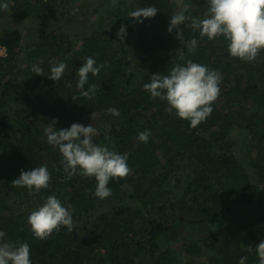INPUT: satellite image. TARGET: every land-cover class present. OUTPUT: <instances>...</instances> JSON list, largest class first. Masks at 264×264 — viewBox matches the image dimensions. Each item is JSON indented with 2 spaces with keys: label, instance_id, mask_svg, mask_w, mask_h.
I'll list each match as a JSON object with an SVG mask.
<instances>
[{
  "label": "trees",
  "instance_id": "obj_1",
  "mask_svg": "<svg viewBox=\"0 0 264 264\" xmlns=\"http://www.w3.org/2000/svg\"><path fill=\"white\" fill-rule=\"evenodd\" d=\"M79 1L9 0L0 21L5 15L41 21ZM98 3L102 8L77 46L66 33L49 31L23 57V33L0 32V50H6L0 54V229L7 239L30 244L32 264H239L241 256L258 264L254 247L264 239V216L252 219L249 208L264 196V52L254 61L234 58L223 36L200 38L185 27V40L195 35L199 41L189 53L176 30L168 32L175 0H140L139 7L159 10L142 25L128 17L134 0ZM206 11L207 0H192V14ZM122 24L123 41L117 36ZM87 56L105 64L89 74L98 86L90 98L75 87ZM52 59L68 64L60 81L47 77ZM189 59L222 73L213 112L195 128L143 88L151 74H167L173 63ZM36 63L45 76L32 72ZM53 118L58 129L93 123L96 144L128 154L132 171L110 181L111 196L94 195V177L65 173L59 149L44 134ZM145 129L151 130L147 143L137 139ZM40 165L51 172L49 188L37 193L12 184L22 169ZM49 195L71 205L76 226L39 239L27 217ZM201 228L202 236L181 248L170 245L174 232Z\"/></svg>",
  "mask_w": 264,
  "mask_h": 264
},
{
  "label": "clouds",
  "instance_id": "obj_2",
  "mask_svg": "<svg viewBox=\"0 0 264 264\" xmlns=\"http://www.w3.org/2000/svg\"><path fill=\"white\" fill-rule=\"evenodd\" d=\"M192 0H177V10L170 17L168 32L176 30L177 38L181 40L189 53L195 54L199 41L194 35L185 40L184 28L198 32L200 38L214 40L223 36L228 42V52L231 57L246 61H254L264 52V0H207V11L204 16L191 12ZM9 0H0V10L9 9ZM155 5L135 7L128 12L134 24H144L145 20L154 18L158 12ZM127 25L122 24L117 33L119 40L127 36ZM183 60L184 52H180ZM50 74L47 77L60 81L68 69L64 61L52 59L49 61ZM105 67L98 63L93 56L83 59L77 69L78 80L76 89L82 97L96 95L97 85L89 83V74L96 76ZM32 72L43 75L44 69L40 64H33ZM222 73L206 64L191 59L186 63H173L167 74H151L150 82L144 83V90L152 98H160L168 104V111L175 112L178 118L190 122L195 128L206 120L213 112L212 104L220 93ZM87 85V87H85ZM101 87V86H100ZM107 112L119 116L116 107H109ZM57 118H53L44 128V134L49 144L59 149L65 173L94 177L96 188L94 195L105 199L112 194L110 181L125 178L131 173L127 153H119L106 145H98L93 137L97 134L94 125H84L73 122L67 128H57ZM151 130L145 129L138 133L137 139L147 143ZM52 179L47 165H40L30 170H21L19 177L12 181L14 186L27 188L30 192H40L50 187ZM28 224L34 237L46 239L66 226L69 231L75 229L72 207L56 195L46 197L44 203L30 212ZM0 229V264H32L31 247L27 242L12 241ZM249 251L253 247H247ZM258 264H264V239L255 247ZM247 256H241L239 264H246Z\"/></svg>",
  "mask_w": 264,
  "mask_h": 264
},
{
  "label": "rangeland",
  "instance_id": "obj_3",
  "mask_svg": "<svg viewBox=\"0 0 264 264\" xmlns=\"http://www.w3.org/2000/svg\"><path fill=\"white\" fill-rule=\"evenodd\" d=\"M133 1V0H132ZM140 0H134V8L139 6ZM99 0H81L75 5L69 6L58 13L56 11L49 12L46 15H42L41 21L34 19H15L13 17L5 15L0 21V32L5 30H20L23 33V57L26 50L32 49L39 44L40 37L49 31L58 33H66L70 38L71 43L77 46L80 43L83 34L87 32L92 25L93 19L98 15L102 8ZM175 2H177L175 0ZM3 52L1 53V55ZM6 56V55H5ZM17 87L15 88V90ZM92 124L93 123H89ZM87 124V125H89ZM249 216L254 219L257 216H264V196L259 199V202L249 208ZM204 228L188 231L187 229H180L174 232L170 239L172 240L170 245L179 249L186 241L193 240L196 237L202 236ZM167 246V245H166ZM145 260H147L144 257ZM200 262V260H196ZM202 262H204L202 260Z\"/></svg>",
  "mask_w": 264,
  "mask_h": 264
},
{
  "label": "built area",
  "instance_id": "obj_4",
  "mask_svg": "<svg viewBox=\"0 0 264 264\" xmlns=\"http://www.w3.org/2000/svg\"><path fill=\"white\" fill-rule=\"evenodd\" d=\"M3 52V54H2V56H5L6 55V50L4 49V48H2L1 50H0V54Z\"/></svg>",
  "mask_w": 264,
  "mask_h": 264
}]
</instances>
